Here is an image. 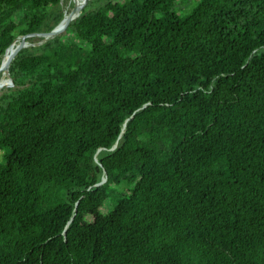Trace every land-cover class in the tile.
<instances>
[{
	"label": "trees",
	"instance_id": "16d2710c",
	"mask_svg": "<svg viewBox=\"0 0 264 264\" xmlns=\"http://www.w3.org/2000/svg\"><path fill=\"white\" fill-rule=\"evenodd\" d=\"M59 1L0 0V68ZM26 43L0 90V264H264V0H90Z\"/></svg>",
	"mask_w": 264,
	"mask_h": 264
},
{
	"label": "water",
	"instance_id": "95a60500",
	"mask_svg": "<svg viewBox=\"0 0 264 264\" xmlns=\"http://www.w3.org/2000/svg\"><path fill=\"white\" fill-rule=\"evenodd\" d=\"M90 0H81V3L80 4H76V2L74 3L73 5V8L72 10L70 11V13L65 16L62 21L60 22V24L58 26H56L53 30H51L50 32H47V33H33V34H27V35H24L20 38V41L18 42V44L15 46V48L13 49V51L10 52V54H7L9 49L13 46L14 42L17 40H15L9 47L8 49L6 50V53H5V60L3 61L2 63V67L0 68V72H2L3 74L7 75L8 76V83L7 84H1L0 85V89L2 88H8L10 86L13 85V81L11 79V77L9 76V73H8V69H9V66H10V63L12 61V59L16 56V54L22 49L25 47V43H26V38L28 37H43V38H48V37H54L56 35H59L61 34L62 32L65 31V29L68 27V25L71 23V21L78 16L80 10L85 7L88 3H89ZM117 144L118 142H116V144L114 145V147L111 149V150H114L116 147H117ZM94 161L95 160V157L93 158ZM106 181V178L104 177L102 179V181L98 184H102Z\"/></svg>",
	"mask_w": 264,
	"mask_h": 264
},
{
	"label": "rangeland",
	"instance_id": "374dc122",
	"mask_svg": "<svg viewBox=\"0 0 264 264\" xmlns=\"http://www.w3.org/2000/svg\"><path fill=\"white\" fill-rule=\"evenodd\" d=\"M76 0H60L59 1V6L61 8V10L63 11V15L64 17L66 16V14L68 15L70 13V11L72 10V5H74ZM65 12V13H64ZM20 41V38H17V40L14 42V44H18V42ZM39 43H36L35 45H37ZM29 46V44L25 43V47ZM34 46V45H33ZM5 75V74H4ZM8 83V79H4L2 78L0 85L1 84H7ZM11 87V86H10ZM6 88V87H5ZM2 88V89H5ZM1 90V89H0ZM0 159H1V154H0ZM112 208V202H109L107 205L105 204L104 206H102L100 209H96L95 211L98 212H108L110 209Z\"/></svg>",
	"mask_w": 264,
	"mask_h": 264
},
{
	"label": "bare ground",
	"instance_id": "6f19581e",
	"mask_svg": "<svg viewBox=\"0 0 264 264\" xmlns=\"http://www.w3.org/2000/svg\"><path fill=\"white\" fill-rule=\"evenodd\" d=\"M75 2H76L77 5L81 3V1L78 2V0H76ZM64 13H65V12H64ZM66 16H67V14H66ZM15 46H16V44H13V46L9 49V51H8L7 54H10V52L13 51V49L15 48Z\"/></svg>",
	"mask_w": 264,
	"mask_h": 264
}]
</instances>
